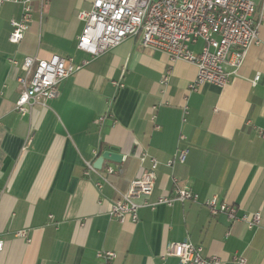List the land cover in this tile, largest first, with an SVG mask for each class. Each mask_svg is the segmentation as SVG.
Masks as SVG:
<instances>
[{"label": "crops", "instance_id": "obj_1", "mask_svg": "<svg viewBox=\"0 0 264 264\" xmlns=\"http://www.w3.org/2000/svg\"><path fill=\"white\" fill-rule=\"evenodd\" d=\"M93 1L33 0L30 30L18 45L9 35L23 6H0V264H99L101 251L117 254L110 264H180L166 256L167 246L187 239L226 264L235 257L264 264V0H254L259 44L243 66L226 86L196 91L189 88L194 65L146 50L140 38L95 58L78 50L79 15ZM53 55L88 63L61 83L56 99L22 116L15 104L24 59ZM111 148L123 160L103 168L116 170L109 180L118 191L146 171L147 153L159 169L146 202L171 198L176 188L197 201L142 206L135 223L111 218L116 191L106 185L100 193L85 168ZM180 148L189 151L186 162L168 168ZM212 198L238 216L260 213L261 228L213 216Z\"/></svg>", "mask_w": 264, "mask_h": 264}, {"label": "built area", "instance_id": "obj_2", "mask_svg": "<svg viewBox=\"0 0 264 264\" xmlns=\"http://www.w3.org/2000/svg\"><path fill=\"white\" fill-rule=\"evenodd\" d=\"M6 3L23 6L22 17L12 21L9 35V42L18 45L30 30L33 0H0V6ZM79 18L85 25L78 38V50L95 58L128 38H140L144 49L163 53L171 62L183 61L197 68L196 79L189 86L191 91L206 84L226 86L231 75L243 66L249 48L259 44L260 22L256 19L254 0H94L91 10L81 12ZM199 44L201 47L196 50ZM10 63L17 65L14 60ZM87 63L75 64L58 55L42 60L26 57L21 66L24 74L18 78L21 94L15 104L16 111L24 116L35 105H45L56 99L61 83ZM258 79L256 77L255 82ZM168 81L169 73L162 84L166 86ZM181 140H184L183 136ZM188 152L187 148H180L166 166L173 168L176 164H184ZM98 154L95 152L96 156ZM142 161L149 167L131 182L126 192L118 191L110 182L109 177L117 173L113 167L98 170L93 163L85 162L86 176L100 193L106 185L117 193L110 204L111 218L121 223H135L142 206L155 208L160 204L170 206L176 201H197L191 191L176 188L171 198H160L151 204L146 202L155 188L159 162L147 153ZM206 205L213 216L225 214L231 222L241 221L249 229L261 228L260 213L252 217L238 216L236 207L219 203L216 198L209 199ZM17 236L26 238L27 234L20 231ZM3 247L0 239V252ZM166 256L178 259L180 264H226L218 257H205L203 248L188 239L170 243ZM116 258L114 252L97 253L99 264H110ZM233 263L246 264V260L235 257Z\"/></svg>", "mask_w": 264, "mask_h": 264}, {"label": "water", "instance_id": "obj_3", "mask_svg": "<svg viewBox=\"0 0 264 264\" xmlns=\"http://www.w3.org/2000/svg\"><path fill=\"white\" fill-rule=\"evenodd\" d=\"M123 156L119 153L117 148H111L109 151L104 152L100 157L95 161L94 167L98 170H101L106 161L121 163Z\"/></svg>", "mask_w": 264, "mask_h": 264}]
</instances>
